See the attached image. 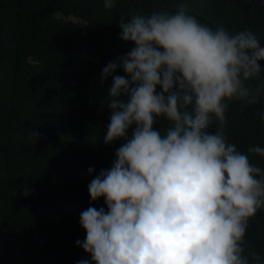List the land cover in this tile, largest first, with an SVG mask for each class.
I'll use <instances>...</instances> for the list:
<instances>
[{"label":"clouds","instance_id":"1","mask_svg":"<svg viewBox=\"0 0 264 264\" xmlns=\"http://www.w3.org/2000/svg\"><path fill=\"white\" fill-rule=\"evenodd\" d=\"M118 24L134 47L101 70V82L112 77L102 140L124 142L87 186L107 211L80 212L85 237L76 244L90 260L77 264H264L245 248L249 218L264 209V168L224 132L227 102H253L245 81L264 80L260 40L249 29H213L184 6ZM247 153L264 157V147Z\"/></svg>","mask_w":264,"mask_h":264},{"label":"trees","instance_id":"2","mask_svg":"<svg viewBox=\"0 0 264 264\" xmlns=\"http://www.w3.org/2000/svg\"><path fill=\"white\" fill-rule=\"evenodd\" d=\"M181 6L213 29H249L264 47V0H116L111 9L104 0H0V264L90 260L76 244L85 237L79 214L107 205L87 186L124 142L102 140L112 77L101 82V70L134 47L119 39L118 22ZM245 86L253 102H227L226 142L264 168V157L247 153L264 147V80ZM245 248L264 257V209L249 218Z\"/></svg>","mask_w":264,"mask_h":264},{"label":"rangeland","instance_id":"3","mask_svg":"<svg viewBox=\"0 0 264 264\" xmlns=\"http://www.w3.org/2000/svg\"><path fill=\"white\" fill-rule=\"evenodd\" d=\"M72 19L76 21V19H75V18H72ZM68 208H69V209H71L72 207H71L70 205H68Z\"/></svg>","mask_w":264,"mask_h":264}]
</instances>
